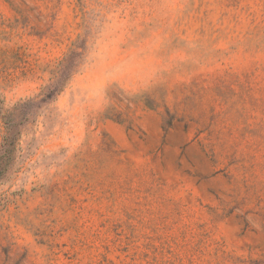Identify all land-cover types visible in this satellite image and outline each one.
<instances>
[{"label": "rangeland", "instance_id": "obj_1", "mask_svg": "<svg viewBox=\"0 0 264 264\" xmlns=\"http://www.w3.org/2000/svg\"><path fill=\"white\" fill-rule=\"evenodd\" d=\"M0 264H264V0H0Z\"/></svg>", "mask_w": 264, "mask_h": 264}]
</instances>
